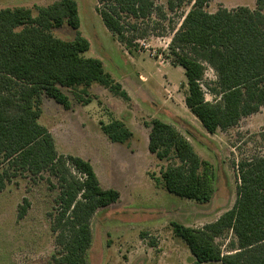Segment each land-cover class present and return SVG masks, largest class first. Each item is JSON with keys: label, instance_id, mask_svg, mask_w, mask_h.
Returning <instances> with one entry per match:
<instances>
[{"label": "trees", "instance_id": "1", "mask_svg": "<svg viewBox=\"0 0 264 264\" xmlns=\"http://www.w3.org/2000/svg\"><path fill=\"white\" fill-rule=\"evenodd\" d=\"M209 1L166 0L169 11L189 9L172 29L163 55L183 69L186 108L214 134L264 106V0H255L253 7L218 6L213 12L205 9ZM97 3L102 23L128 50L136 49L138 24L153 23L155 11L162 12L155 0ZM35 8L36 15L23 6L0 8V192L13 178L48 172L58 189L51 213L56 246L51 259L56 264H86L92 243L90 220L99 208L118 201L120 192L103 187L87 159L57 153L51 132L40 122L43 99L70 109V98L62 90L69 88L76 102L87 105L94 97L88 92L92 83L123 99L128 95L101 59L84 55L90 44L79 31L75 0ZM63 24L76 31L74 39L52 34ZM208 67L214 79H205ZM145 124L148 151L169 161L153 177L155 183L181 198L209 202L216 180L211 162L201 158L172 124L157 117ZM100 129L111 142L124 143L132 136L117 118L101 121ZM260 137L264 140V131ZM235 166L236 197L230 209L201 227L169 222L174 235L187 245L193 264H264V151L241 158ZM28 205L23 198L18 218Z\"/></svg>", "mask_w": 264, "mask_h": 264}, {"label": "rangeland", "instance_id": "2", "mask_svg": "<svg viewBox=\"0 0 264 264\" xmlns=\"http://www.w3.org/2000/svg\"><path fill=\"white\" fill-rule=\"evenodd\" d=\"M55 1L58 0H0V8L23 6L36 15V6ZM75 1L79 31L90 44L84 55L101 59L112 79L124 82L128 95L123 99L92 83L88 92L94 97L87 105L76 102L69 88L62 90L70 98V109L50 98L43 99L40 122L51 132L57 153L87 159L100 184L120 192L118 201L99 208L90 220L92 243L86 264H193L187 245L174 235L169 222L200 227L232 207L237 186L235 164L264 151L260 137L264 131V106L241 118L236 126L209 134L184 104L183 69L163 55L172 29L179 25L189 6L169 11L166 0H155L161 14L155 11L153 23L138 24L136 49L128 50L102 23L97 0ZM254 2L210 0L205 9L213 12L218 6L253 7ZM51 32L63 40H72L76 35L66 24ZM148 50L155 54L152 56ZM214 77L208 67L205 79ZM206 98L212 99L207 94ZM154 117L175 126L198 155L213 165L215 191L209 202L181 198L155 183L153 177L159 176L169 161L157 159L147 149L149 128L145 123ZM111 118L120 119L131 130L132 136L126 142H111L100 129V122ZM55 184V178L43 172L40 177L13 178L0 192V264H56L51 259L56 246L50 229L51 213L57 206ZM23 198L29 205L23 217L18 218Z\"/></svg>", "mask_w": 264, "mask_h": 264}, {"label": "crops", "instance_id": "3", "mask_svg": "<svg viewBox=\"0 0 264 264\" xmlns=\"http://www.w3.org/2000/svg\"><path fill=\"white\" fill-rule=\"evenodd\" d=\"M122 81H123V80H122ZM119 83L121 84V86H122V88H123V87H124V85H123L124 82H123V83L119 82ZM213 221H214V220H213ZM206 223H207V222H206ZM203 224H205V223H203ZM203 224H202V225H203ZM202 225H201V226H202ZM201 226H200V227H201ZM191 258H192V256H191ZM206 263H208V262H206ZM206 263H204V264H206ZM216 263L221 264L220 262H216Z\"/></svg>", "mask_w": 264, "mask_h": 264}, {"label": "built area", "instance_id": "4", "mask_svg": "<svg viewBox=\"0 0 264 264\" xmlns=\"http://www.w3.org/2000/svg\"><path fill=\"white\" fill-rule=\"evenodd\" d=\"M169 42V41H168ZM168 44V43H167ZM143 46H144V44H142ZM145 47V46H144ZM145 48H147V47H145ZM149 51V53L153 56V54H155L153 51H151V50H148ZM157 55V54H156Z\"/></svg>", "mask_w": 264, "mask_h": 264}]
</instances>
